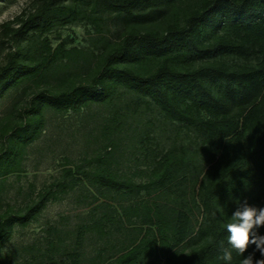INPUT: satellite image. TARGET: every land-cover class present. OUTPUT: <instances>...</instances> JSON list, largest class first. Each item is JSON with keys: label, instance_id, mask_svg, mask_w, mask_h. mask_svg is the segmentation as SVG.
<instances>
[{"label": "trees", "instance_id": "16d2710c", "mask_svg": "<svg viewBox=\"0 0 264 264\" xmlns=\"http://www.w3.org/2000/svg\"><path fill=\"white\" fill-rule=\"evenodd\" d=\"M77 24L88 49L53 45ZM0 49V108L13 100L0 115V264H226L236 207H264V0H34L0 26ZM93 109L107 112L100 153L8 204L48 115ZM77 188L87 218L12 245ZM250 254L262 258L250 245L230 264Z\"/></svg>", "mask_w": 264, "mask_h": 264}, {"label": "rangeland", "instance_id": "374dc122", "mask_svg": "<svg viewBox=\"0 0 264 264\" xmlns=\"http://www.w3.org/2000/svg\"><path fill=\"white\" fill-rule=\"evenodd\" d=\"M33 1L0 0V26L13 21L23 12L30 11L33 8ZM113 29L111 37L115 40L121 35V31L115 27ZM90 31L89 26L77 24L57 31L50 36V39L53 45L56 46L59 43V37L61 39L69 37L74 41L73 47L88 49ZM2 60L3 53L0 49V64ZM12 102L13 100L8 101L1 106L0 115L11 106ZM106 116L107 112L99 109L65 116L48 115L46 133L31 149L25 164V173L12 176L9 179L13 189L7 195V203L13 206L16 205L17 201L21 202L20 188L28 190L29 185L34 184L39 191L45 185L60 179L68 163H71L70 165H80L84 160H91L97 156L105 142L101 130L104 127V117ZM121 139L124 140L122 141L124 158L121 160L127 161L131 158V144H129V137H121ZM102 152L105 154L104 151ZM119 155L117 154V156ZM133 166L134 164L126 162L121 171L128 174L129 177L134 176L135 168ZM133 178L136 182H141L140 178L136 176ZM85 187L88 188V186ZM82 192L84 191L81 188H77L63 200L50 203L37 223L32 224L25 230L16 231L12 245L24 246L34 243L42 236L46 223H54L68 218L70 223L74 224L77 222L79 215L87 218L90 210L79 207ZM114 207L117 208V205H114ZM199 220L201 221V217Z\"/></svg>", "mask_w": 264, "mask_h": 264}, {"label": "clouds", "instance_id": "9594fccd", "mask_svg": "<svg viewBox=\"0 0 264 264\" xmlns=\"http://www.w3.org/2000/svg\"><path fill=\"white\" fill-rule=\"evenodd\" d=\"M261 227H264V207L251 206L247 200L239 204L231 216V222L225 225L228 247L222 249L220 259L230 264L233 251L243 256L250 245H255V251L262 257L255 260V264H264V236L256 231ZM240 264H254V255H248Z\"/></svg>", "mask_w": 264, "mask_h": 264}]
</instances>
